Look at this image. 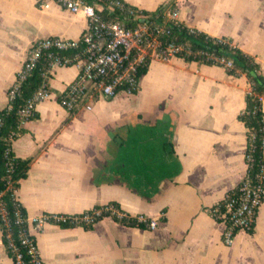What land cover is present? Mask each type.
I'll return each mask as SVG.
<instances>
[{
	"label": "crops",
	"instance_id": "obj_1",
	"mask_svg": "<svg viewBox=\"0 0 264 264\" xmlns=\"http://www.w3.org/2000/svg\"><path fill=\"white\" fill-rule=\"evenodd\" d=\"M39 1L0 0V110L36 38H78L85 29L82 12ZM126 1L149 14L176 5L185 25L231 38L264 74V0ZM76 74L74 66L57 69L53 97L12 143L16 157L30 160L18 188L25 210L80 212L116 202L159 223L151 229L111 216L90 228L49 223L37 234L45 264H264V203L254 228L239 230L232 245L210 212L246 172L248 128L239 115L248 76L181 58L155 61L137 92L70 112L57 96ZM156 131L160 146L153 145ZM0 264H13L1 229Z\"/></svg>",
	"mask_w": 264,
	"mask_h": 264
},
{
	"label": "built area",
	"instance_id": "obj_2",
	"mask_svg": "<svg viewBox=\"0 0 264 264\" xmlns=\"http://www.w3.org/2000/svg\"><path fill=\"white\" fill-rule=\"evenodd\" d=\"M71 12H82L87 19L85 29L78 38L50 35L36 38L30 45L26 58L9 86L8 101L4 108L12 109L26 81L41 68V82L17 110L16 128L3 136L7 141L8 180L0 188V229L13 264H45L37 234L49 223L61 226L94 225L105 216L136 220L146 227L158 226V218L143 213L132 214L114 203L95 205L80 212H42L28 214L18 197V188L11 177L14 161L12 143L20 131L37 113L38 105L53 97L50 77L65 66L77 68V74L57 99L68 111L91 110L97 100L111 98L121 91L135 93L140 88L143 69L151 63L170 62L181 58L190 62L233 67V60L225 54H216L197 47L176 32L187 27L176 5L146 13L126 0H52ZM50 0H40L47 7ZM232 49L237 44L227 36H215ZM199 71V68L196 69ZM252 93V87L249 90ZM264 100V95L261 96ZM0 115V130L4 125ZM264 129V126H263ZM253 134L245 154L246 172L242 181L221 201L210 209L212 215L225 225L222 241L232 245L239 230H252L258 211L264 203V161L256 172L254 164ZM9 192L14 208L5 197Z\"/></svg>",
	"mask_w": 264,
	"mask_h": 264
},
{
	"label": "trees",
	"instance_id": "obj_3",
	"mask_svg": "<svg viewBox=\"0 0 264 264\" xmlns=\"http://www.w3.org/2000/svg\"><path fill=\"white\" fill-rule=\"evenodd\" d=\"M159 10L155 11L158 12ZM176 28L177 34H179L183 39L191 41L195 46L206 48L216 54H225L233 60V67L228 69L233 74L244 73L248 76L252 85V93L247 94V105L239 117L245 122L248 128V138L253 134L256 135L254 139V164L252 166V172H256L258 167L264 161V111H263V100L261 96L264 95V74L260 71V65L255 59L238 46L232 49L227 43L220 41L215 36L209 35L203 31L191 32L189 28L183 27L179 29ZM37 68L34 74L26 81L22 88L21 94L14 101L13 108L0 110V115L4 118V125L0 130V188L5 187L8 180V156L5 154L7 147V141L3 136H6L10 130L16 128L18 115L17 110L23 104V102L32 94L34 89L41 82V67ZM143 69V73L146 72ZM11 157L14 161V169L11 172V177L13 178L15 184L19 186L21 178L27 175L29 168V159H19L16 157L14 152H11ZM5 197L10 203V208L13 209L14 205L11 200L10 193L7 192ZM119 206L116 202H111ZM25 210V209H24ZM115 220L127 224V225H138L146 227L144 223L137 222L136 220L119 219L114 217ZM93 225H86V228H90Z\"/></svg>",
	"mask_w": 264,
	"mask_h": 264
},
{
	"label": "rangeland",
	"instance_id": "obj_4",
	"mask_svg": "<svg viewBox=\"0 0 264 264\" xmlns=\"http://www.w3.org/2000/svg\"><path fill=\"white\" fill-rule=\"evenodd\" d=\"M128 95H131V93H128ZM94 107H95V104H94ZM93 107V108H94ZM153 130H157V129H153ZM141 136H143L142 134L140 135V138H139V141H138V143L137 144H139L140 145V143H141V138H143V137H141ZM156 137H155V141H154V144L153 145H157L158 144V146H160L161 145V142H159V137H160V134H159V131H156V135H155ZM160 156V155H159ZM163 163H164V159L161 161V164L160 165H158L157 166V168H164L165 166L163 165ZM167 163V162H166ZM165 164V163H164Z\"/></svg>",
	"mask_w": 264,
	"mask_h": 264
}]
</instances>
